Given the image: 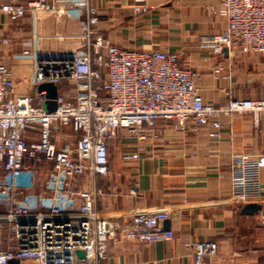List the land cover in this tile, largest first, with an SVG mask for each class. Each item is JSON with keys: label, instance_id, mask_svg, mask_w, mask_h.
Segmentation results:
<instances>
[{"label": "built area", "instance_id": "2783aa9c", "mask_svg": "<svg viewBox=\"0 0 264 264\" xmlns=\"http://www.w3.org/2000/svg\"><path fill=\"white\" fill-rule=\"evenodd\" d=\"M132 10L137 14L150 9L145 0H135ZM43 11L77 20L79 44L70 50L46 51L24 41L21 51L10 57L32 62L36 88L31 95H18L4 57L12 41L0 32V264L11 259L21 264H96L118 235L138 242L173 239V230L163 226L170 217L167 208L138 209L125 226L98 217L96 199L101 191L82 188L84 176L108 174L109 141L120 130L137 142L134 149L121 153L128 161L143 151L140 142L158 120L181 132L206 127L208 136L216 139L221 115L250 113L264 121V99L231 98L220 106L205 101L199 93V72L185 66L178 52L112 44L99 32L98 10L89 0H69L68 5L0 0V14L12 22ZM215 12L225 25L204 40V46L216 54L233 53L235 48L264 53V0H218ZM222 71L223 66L216 64L213 78L220 79ZM45 82L57 86L52 111L44 108L46 91H38ZM63 84L69 86L62 88ZM66 128L79 135L74 146L57 140ZM41 164L50 166L48 185L31 193ZM263 165L246 154L231 156V195L237 203L263 200L259 180ZM188 247L193 264H215L216 242L194 241ZM77 250L84 251L82 259Z\"/></svg>", "mask_w": 264, "mask_h": 264}, {"label": "crops", "instance_id": "0c3cea01", "mask_svg": "<svg viewBox=\"0 0 264 264\" xmlns=\"http://www.w3.org/2000/svg\"><path fill=\"white\" fill-rule=\"evenodd\" d=\"M69 4V0H50ZM99 14L98 30L112 44L130 50L178 52L181 62L199 72V93L215 105L231 98L264 99V53H242L235 48L216 54L203 41L221 32L225 20L215 9L218 0H145L149 11L135 14V0H89ZM12 44L5 50L18 95H31L33 65L28 59H12L24 41L46 51H65L79 44L77 20L70 15L27 13L18 22L0 14V32ZM216 64L223 66L213 78ZM63 84L62 88H67ZM220 137L208 136L206 127L176 131L158 120L143 151L124 161L121 153L137 142L120 130L109 141V171L86 173L82 188L100 190L96 212L125 226L138 209H169L165 228L174 232L169 241L138 242L118 235L108 253L96 264H193L188 243L201 240L218 245L215 264H264V212H244L246 204L231 195L230 158L246 154L264 161V121L250 113L220 116ZM154 133L157 136H153ZM79 135L71 128L57 136L59 144L73 143ZM260 203L264 206V165L259 168ZM78 201V200H77ZM76 201V202H77Z\"/></svg>", "mask_w": 264, "mask_h": 264}, {"label": "water", "instance_id": "95a60500", "mask_svg": "<svg viewBox=\"0 0 264 264\" xmlns=\"http://www.w3.org/2000/svg\"><path fill=\"white\" fill-rule=\"evenodd\" d=\"M46 91L47 93V100L44 102V108L47 111H52L56 108L55 98L57 95V86L50 82L41 83L38 86V91ZM244 212L253 213L257 211L264 212V206L260 203H248L244 207ZM77 256L82 259L84 257L83 250H77ZM7 264H21L20 260L18 259H11L8 261Z\"/></svg>", "mask_w": 264, "mask_h": 264}, {"label": "rangeland", "instance_id": "374dc122", "mask_svg": "<svg viewBox=\"0 0 264 264\" xmlns=\"http://www.w3.org/2000/svg\"><path fill=\"white\" fill-rule=\"evenodd\" d=\"M74 85L71 84L70 87H73ZM76 143L73 142L72 145L74 146ZM50 166L49 164H41L37 165V170L34 174L35 182H33L31 187V193H37L40 188H46L50 179Z\"/></svg>", "mask_w": 264, "mask_h": 264}]
</instances>
